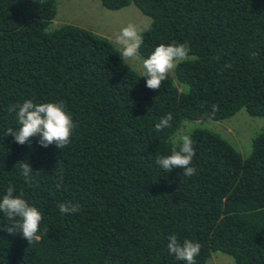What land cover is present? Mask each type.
<instances>
[{
    "label": "trees",
    "instance_id": "obj_1",
    "mask_svg": "<svg viewBox=\"0 0 264 264\" xmlns=\"http://www.w3.org/2000/svg\"><path fill=\"white\" fill-rule=\"evenodd\" d=\"M99 1L149 17L146 59L161 43H189L174 69L179 86L148 88L105 36L67 23L49 29L56 0H0V199L12 184L43 214L30 244L6 231L0 213V264H186L168 252L171 235L202 245L196 264L216 251L264 264V130L243 157L217 132L193 128L191 177L156 162L179 147L171 139L185 118L223 120L241 108L264 117V0ZM26 100L62 102L77 125L71 143L6 136L19 127L9 108ZM167 113L171 127L157 131ZM68 201L80 210L61 214Z\"/></svg>",
    "mask_w": 264,
    "mask_h": 264
},
{
    "label": "clouds",
    "instance_id": "obj_2",
    "mask_svg": "<svg viewBox=\"0 0 264 264\" xmlns=\"http://www.w3.org/2000/svg\"><path fill=\"white\" fill-rule=\"evenodd\" d=\"M42 3L43 0H38ZM145 29L137 24L129 23L116 36L115 43L119 46V54L125 65L130 67L129 61L138 57L139 50L144 43L143 33ZM190 45L188 42L161 43L155 47L151 55L143 60L141 77H147L146 86L150 89H160L162 84L170 78V74L188 58ZM214 115L219 110L218 105L212 106ZM9 111L16 112L18 128H8L7 135H12L14 141L23 145L31 144L32 137L39 136V144L43 147L55 144L57 148L64 149L71 143L73 130L77 127L72 115L65 109L62 102H45L36 104L32 100H26L22 104L12 105ZM172 113H167L156 123L155 128L160 131L171 127ZM196 151L194 141L189 134L181 137L179 147L173 146L172 152L167 156H159L157 164L167 172L173 168L183 169V176L191 177L197 169L192 166ZM23 176L27 183L31 184L32 168L27 162L22 165ZM63 178H60V183ZM60 185L58 184L57 187ZM61 214L75 213L80 210L79 203L61 202L58 204ZM0 213H3L9 223L6 231L9 234H21L31 244L39 240L38 235L43 214L34 205H30L24 198L23 192L15 194V186L9 184L6 194L0 199ZM202 245L191 239L181 242L176 235L168 239L167 249L174 254L177 260L186 264H196V256L199 255Z\"/></svg>",
    "mask_w": 264,
    "mask_h": 264
},
{
    "label": "rangeland",
    "instance_id": "obj_3",
    "mask_svg": "<svg viewBox=\"0 0 264 264\" xmlns=\"http://www.w3.org/2000/svg\"><path fill=\"white\" fill-rule=\"evenodd\" d=\"M149 22V17L144 15L134 4L119 9H108L99 0H56V14L50 21L49 29L63 23L83 27L111 40L118 51L119 46L115 43V38L124 27L129 23H134L145 29ZM144 59L146 58L139 54L137 58L129 61V65L140 75L144 71ZM170 79L179 86L174 71L170 74ZM195 127L217 132L231 143L243 157H246L251 149L252 138L264 130V117L251 116L245 108H241L234 115L223 120L185 118L174 138L172 137V142L181 140L183 135L189 134ZM206 264H233V258L226 253L216 251L211 253Z\"/></svg>",
    "mask_w": 264,
    "mask_h": 264
}]
</instances>
